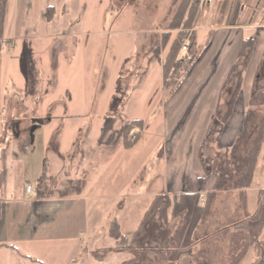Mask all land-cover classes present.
<instances>
[{
	"label": "rangeland",
	"instance_id": "374dc122",
	"mask_svg": "<svg viewBox=\"0 0 264 264\" xmlns=\"http://www.w3.org/2000/svg\"><path fill=\"white\" fill-rule=\"evenodd\" d=\"M192 1L197 4V14L205 0ZM171 2L8 0L7 3L2 38L10 41L2 46L0 70V153L6 148L7 178L0 192L9 190L13 183L28 182L34 187L37 177L45 173L47 178L40 185L43 193L50 188L73 186L77 177L90 180V195L105 196L89 199L90 211L92 206L97 209L96 239L86 240L90 250L114 245L106 232L113 217L119 221L122 232L133 231L152 193L162 187L165 141L162 131L169 122L164 114L170 113V120L175 118L177 106L169 108L161 87V69L158 64L145 62L141 46L151 34L165 30L179 0H174L166 15ZM49 5L55 6L51 21L46 20ZM104 72L105 85L98 94ZM114 96L120 101L127 97L122 112L125 119L144 120L140 137L130 149L97 143L99 125L111 113ZM34 118L39 120L33 122ZM178 119L171 133L182 140L190 118L179 115ZM120 123L117 120L115 126ZM212 136L203 147V157L212 158L214 167L224 151H215L212 139L216 134ZM26 142V150L20 152V146ZM159 223L156 221L157 226ZM171 223L166 233L171 230ZM158 231L152 229L145 235L147 246L161 245L164 233ZM18 249L37 258L45 253L43 242L19 243ZM71 250L64 248V257ZM8 252L1 249L0 264L5 258H17ZM129 256L118 251L107 252L101 258L88 255L85 260L91 259L87 264H120ZM143 257L138 264H162V253L156 250H144Z\"/></svg>",
	"mask_w": 264,
	"mask_h": 264
},
{
	"label": "crops",
	"instance_id": "0c3cea01",
	"mask_svg": "<svg viewBox=\"0 0 264 264\" xmlns=\"http://www.w3.org/2000/svg\"><path fill=\"white\" fill-rule=\"evenodd\" d=\"M198 12V17L195 14L191 24L201 51L178 90L167 101L169 108L176 104V117L171 121L170 113L164 114L165 121L169 122L162 131L165 140L162 148L163 183L151 197L196 193L190 223L178 254L179 264H196L195 261H199L198 264H231L246 248L238 264H248L253 258V249L247 243L249 214L256 210L258 190L264 189L263 152L258 157L250 186L219 189L202 216L206 193L212 190L216 175H204L199 150L217 107L222 113L226 110L237 84H240V89L232 112L215 141V151H224L231 146L242 128L251 85L264 73V0H205ZM247 39H251L253 44L245 47L242 53L243 42ZM206 41L208 43L204 45ZM179 115L190 118L182 140L179 135L171 133L180 120ZM83 179L82 190L71 195L38 197L37 181L29 194L24 193V185L28 182L13 183L9 190L4 187L5 190L0 192V243L14 247L0 245V251L14 253L17 258H5L3 264H7L6 261L9 264L37 263L26 257L29 254L20 252L18 244L39 242L44 244L45 259L35 258L43 264H70L78 254L81 257L77 264L91 261L90 258L85 260L93 251L88 248L86 240L96 239L97 209L92 206L90 211L89 199L98 200V197L105 196L90 195L91 182L85 177ZM86 190L89 193H85ZM243 191L246 192L245 200ZM260 238L264 240V226ZM190 239L193 241L189 244ZM142 244L147 246L144 238ZM64 248L72 249L69 255H65L67 257L63 254ZM127 253L130 256L120 264L132 256V253Z\"/></svg>",
	"mask_w": 264,
	"mask_h": 264
},
{
	"label": "trees",
	"instance_id": "16d2710c",
	"mask_svg": "<svg viewBox=\"0 0 264 264\" xmlns=\"http://www.w3.org/2000/svg\"><path fill=\"white\" fill-rule=\"evenodd\" d=\"M8 0H0V70H1V50L4 43L10 39H3L4 22L7 10ZM174 3L172 0L166 15L170 11V7ZM197 4L192 0H179L175 11L167 23V26L161 34L153 33L149 37V41L142 44L143 57L148 64H158L161 69V87L166 94V100L174 95L181 83L185 79L190 68L198 59L201 48L197 46L194 30H190L191 22L196 14ZM48 12L46 20L51 21L55 6L46 7ZM199 12L196 15L198 17ZM167 16H165L166 18ZM208 41L204 45H206ZM251 39L244 40L242 45V53L245 47L252 46ZM184 46V48H183ZM136 55V54H135ZM127 59L124 60V62ZM264 60V51H263ZM142 72V74H144ZM107 73L102 74V81L98 87L99 94L105 85ZM104 84V85H103ZM240 89L237 84L228 101L226 110L222 113L219 106L212 118L206 135L202 141L199 150V159L204 171V175L214 173L216 179L212 190L208 191L203 203L202 216L207 211L216 192L221 188L237 189L250 186L253 173L259 155L262 153L264 158V73L260 78H256L251 85L250 97L245 109L242 128L237 134L234 142L224 150V156L218 160L212 167L213 159L203 157V147L212 135L216 136L212 141H216L219 137L224 123L228 120L232 108ZM127 97L120 101V98L114 96L111 100V113L103 117L100 124V133L97 143L106 146L120 145L124 149L132 148L140 137V132L144 127V120L141 118L125 119L122 115ZM119 120V126L115 123ZM27 142L20 146V152L27 148ZM4 148L0 153V188L5 184L7 171L5 167L6 153ZM17 154L15 153V156ZM215 159V158H214ZM219 159V158H216ZM46 173L37 178V196L50 197L51 195H71L78 194L84 187L85 180L77 177L73 186H65L64 188H50L47 193L40 191V185L46 180ZM202 181V179H198ZM245 200L246 192H242ZM196 201V193L180 192L179 194H157L155 195L136 228L129 234L121 230V226L117 218L110 220L107 233L114 240L115 244L111 248L95 249L91 255L95 258H101L107 251H123L130 252L132 256L125 260L122 264H138L143 258V250H156L162 253V264H179L178 254L182 249V241L186 235L187 228L190 223L193 207ZM248 214V212H247ZM155 216L157 219L155 220ZM156 221L160 223L156 224ZM172 222V223H171ZM171 223V230L166 233V229ZM264 226V189H259L257 193V207L253 214H249L248 229V247L253 249V258L248 264H264V240L260 238L262 228ZM152 229L159 230L162 236L160 246H146L142 244V238ZM167 234V235H166ZM161 236V235H160ZM193 240L190 239L189 244ZM14 247L12 244L0 243ZM247 249V248H246ZM245 249V251H246ZM142 251V252H141ZM245 251L231 264H238L243 257ZM30 260L39 264H43L39 259L27 255ZM79 258H74L70 264H77Z\"/></svg>",
	"mask_w": 264,
	"mask_h": 264
},
{
	"label": "built area",
	"instance_id": "2783aa9c",
	"mask_svg": "<svg viewBox=\"0 0 264 264\" xmlns=\"http://www.w3.org/2000/svg\"><path fill=\"white\" fill-rule=\"evenodd\" d=\"M198 1H200L202 3L204 0H198ZM183 48H184V46H183ZM31 191H32V185L29 183L25 184L24 185V193L29 194Z\"/></svg>",
	"mask_w": 264,
	"mask_h": 264
},
{
	"label": "water",
	"instance_id": "95a60500",
	"mask_svg": "<svg viewBox=\"0 0 264 264\" xmlns=\"http://www.w3.org/2000/svg\"><path fill=\"white\" fill-rule=\"evenodd\" d=\"M38 120H39L38 118H34L33 122H34V121H38ZM33 127H34V125H33Z\"/></svg>",
	"mask_w": 264,
	"mask_h": 264
}]
</instances>
